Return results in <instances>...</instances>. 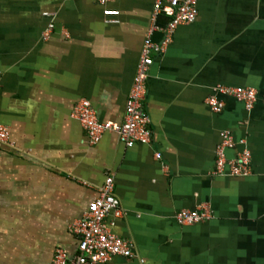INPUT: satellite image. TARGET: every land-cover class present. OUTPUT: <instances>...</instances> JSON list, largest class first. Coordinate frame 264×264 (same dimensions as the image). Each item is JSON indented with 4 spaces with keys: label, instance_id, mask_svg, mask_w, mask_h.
Masks as SVG:
<instances>
[{
    "label": "crops",
    "instance_id": "obj_1",
    "mask_svg": "<svg viewBox=\"0 0 264 264\" xmlns=\"http://www.w3.org/2000/svg\"><path fill=\"white\" fill-rule=\"evenodd\" d=\"M154 1L0 0V123L10 130L0 141V264H51L59 247L73 257L69 225L107 175L124 214L106 221L132 255L101 264H264V0H197V18L150 67L149 142L105 132L91 144L72 115L87 98L101 121H123ZM217 84L255 88L253 109L223 96L214 112L206 98ZM225 129L246 138L249 176L215 173ZM201 208L211 217L176 219Z\"/></svg>",
    "mask_w": 264,
    "mask_h": 264
},
{
    "label": "built area",
    "instance_id": "obj_2",
    "mask_svg": "<svg viewBox=\"0 0 264 264\" xmlns=\"http://www.w3.org/2000/svg\"><path fill=\"white\" fill-rule=\"evenodd\" d=\"M106 6L111 0H96ZM46 15H52L46 12ZM104 14L108 22L116 21L119 10L105 8ZM160 15L168 17L165 26L158 24ZM198 16L197 0H155L151 15L150 26L141 50L133 84L127 97L124 119L122 122L112 120L101 121L92 103L87 98L80 99L75 105L72 115L85 129L91 144L99 142L105 132L117 133L119 139L126 146H133L137 142L147 143L151 139L150 118L145 109L147 96V81L150 67L156 54L165 50L171 42L176 28L180 24L194 21ZM54 29L51 22L43 31V38L47 39ZM162 30L164 36L159 42L153 39V34ZM223 96L234 98L250 111L253 109L258 92L252 87L230 86L217 84L212 93L206 98L207 104L214 112H221L225 101ZM9 127L0 123V141L8 142ZM238 145L242 147L237 149ZM228 149H237L235 156L227 155ZM156 156L159 158L160 154ZM252 172V152L247 146L246 138L235 139L230 129L221 132V141L216 150V174L229 173L235 176H249ZM116 217L124 214L121 201L115 192L114 178L107 175L95 198L88 202L87 209L81 218L73 220L69 231L79 239L78 251L69 257L63 248H56L51 264H101L114 256L129 257L132 255V245L128 239L115 234L107 223L108 215ZM211 217L206 208L181 209L176 214L180 224L188 225L202 222Z\"/></svg>",
    "mask_w": 264,
    "mask_h": 264
}]
</instances>
